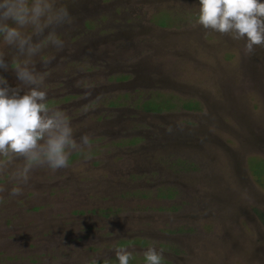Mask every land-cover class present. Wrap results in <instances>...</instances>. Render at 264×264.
<instances>
[{
    "label": "rangeland",
    "instance_id": "obj_1",
    "mask_svg": "<svg viewBox=\"0 0 264 264\" xmlns=\"http://www.w3.org/2000/svg\"><path fill=\"white\" fill-rule=\"evenodd\" d=\"M58 4L72 17L64 48L37 69L91 158L74 152L67 168H35L20 196L0 194V264H118L120 247L130 264L149 247L162 264H264V47L205 29L199 0ZM0 51L11 64L2 37Z\"/></svg>",
    "mask_w": 264,
    "mask_h": 264
},
{
    "label": "clouds",
    "instance_id": "obj_2",
    "mask_svg": "<svg viewBox=\"0 0 264 264\" xmlns=\"http://www.w3.org/2000/svg\"><path fill=\"white\" fill-rule=\"evenodd\" d=\"M198 22L205 29L232 34L235 40L246 39L248 53L264 47V0H199ZM71 23L68 7L58 0H0V37L4 45L15 49L11 64L0 51V70L7 72L11 67L20 82L10 87L0 75V177L10 175L16 184L10 190L0 184V194L20 196L35 168L46 166L53 172L67 168L74 152L91 158L90 152H84L91 149L90 135L77 140L67 113L49 105L47 91L42 90L47 72L37 69L35 59L50 46L62 50L64 41L57 30ZM54 59H42V67ZM3 198L0 195V201ZM115 257L118 264H130L133 259L124 247L115 249ZM144 258L147 264H162L163 249L149 247ZM91 264L98 261L93 259Z\"/></svg>",
    "mask_w": 264,
    "mask_h": 264
},
{
    "label": "trees",
    "instance_id": "obj_3",
    "mask_svg": "<svg viewBox=\"0 0 264 264\" xmlns=\"http://www.w3.org/2000/svg\"><path fill=\"white\" fill-rule=\"evenodd\" d=\"M117 79H120V78H117ZM164 103V102H163ZM150 104V105H149ZM145 108H146V110H148V111H153V112H156V111H160L161 110V107H160V103H155V102H145ZM164 105H165V103H164ZM185 108H188V109H192V107H190V106H185Z\"/></svg>",
    "mask_w": 264,
    "mask_h": 264
}]
</instances>
